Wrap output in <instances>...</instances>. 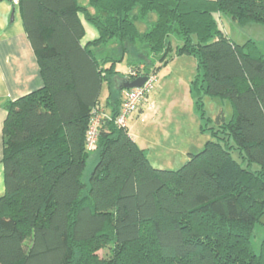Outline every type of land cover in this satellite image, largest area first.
<instances>
[{"label":"trees","instance_id":"16d2710c","mask_svg":"<svg viewBox=\"0 0 264 264\" xmlns=\"http://www.w3.org/2000/svg\"><path fill=\"white\" fill-rule=\"evenodd\" d=\"M18 8L42 84L4 104L0 264H264V234L258 251L252 245L264 215V52L217 20L264 25V0H20ZM82 17L98 34L85 44ZM113 39L135 48L127 68L143 64L144 74L193 56L202 118L201 94L230 101V119L218 114L213 139L178 168L152 165L117 125L124 72L91 48ZM104 85L105 104L115 106L100 119L86 179V129Z\"/></svg>","mask_w":264,"mask_h":264},{"label":"rangeland","instance_id":"374dc122","mask_svg":"<svg viewBox=\"0 0 264 264\" xmlns=\"http://www.w3.org/2000/svg\"><path fill=\"white\" fill-rule=\"evenodd\" d=\"M79 1L81 3H84V1L88 2V0ZM16 15H18L17 12ZM16 18L18 22L19 16ZM148 18L155 19V14L151 13ZM217 20L219 26L233 39L243 42L250 37L256 41L260 49L264 52V25L252 23L242 26L231 20L229 15L225 13L218 16ZM136 26L140 31L145 29V23L142 21H136ZM86 27L87 33L85 38H90L92 36L91 28L93 29V27L88 24ZM173 40L177 42L176 39L173 38ZM94 46L98 57L109 55L118 58L116 69L119 70L118 76L123 78V72L127 69V62L132 59L133 55H136L135 48L131 47L132 55L122 49V45L116 39ZM195 72L196 59L189 55L174 56L156 72L157 80L149 93V101L153 103L154 109L149 110V112L155 111L158 121L152 133L153 138L149 139L147 143L149 148L148 157L154 166L178 168L187 160L188 155H182L173 150L182 151L184 149L187 152L200 150L206 140L213 139L211 126H215L216 116L221 113L226 120L231 117L232 106L228 99L204 94H201V96L205 118L201 117V113L196 106L198 95L191 89V80ZM115 80H113L112 85L113 96L117 94ZM106 88V85H104L101 90V105L106 103ZM204 125H207V127L202 130L201 127ZM128 126L132 134H139L142 129L138 125L132 127V122H129ZM180 128L185 130V132L181 131ZM175 135L178 138H174ZM138 140L140 139L138 138ZM97 158L98 152L95 146L90 150V155L87 160L85 169L86 179ZM263 234L264 224H257L252 237V245L255 251H258ZM107 253V246L101 247L97 251V255L100 256L106 255Z\"/></svg>","mask_w":264,"mask_h":264},{"label":"crops","instance_id":"0c3cea01","mask_svg":"<svg viewBox=\"0 0 264 264\" xmlns=\"http://www.w3.org/2000/svg\"><path fill=\"white\" fill-rule=\"evenodd\" d=\"M86 2L87 1H84V3ZM16 12L18 15H16ZM17 16H19L18 22L16 21ZM82 24L84 27V36L81 39V43L85 44L96 38L98 34L95 28L86 22L83 17ZM87 24L93 27V29L91 28L92 38H85L87 33ZM94 47V45H91L93 50ZM107 56L109 55L97 57L103 58ZM41 84L42 79L36 55L28 39L27 32L25 31L21 11L19 10L18 5L13 6L9 0H0V195L4 191L3 166L1 162L3 146L2 126L6 116L4 104L7 100L15 99L36 88H39ZM106 97L107 88L105 99ZM102 106L104 107L105 112L110 114L112 107L115 105H111V107L110 105L102 104ZM144 113L146 118L142 121L141 116ZM157 121L156 112H149L145 110L144 106H141L136 112H134L128 121V123L132 122V127L135 125L142 127L139 134H132L128 126V133L140 147L146 149L147 153L149 151L147 143L149 142V139L153 138L152 133L157 125ZM181 131L185 132L183 129H181ZM138 138L140 140H138ZM174 138H178L177 135H175ZM173 151L179 152L182 155H188L189 153L184 149L182 151Z\"/></svg>","mask_w":264,"mask_h":264},{"label":"built area","instance_id":"2783aa9c","mask_svg":"<svg viewBox=\"0 0 264 264\" xmlns=\"http://www.w3.org/2000/svg\"><path fill=\"white\" fill-rule=\"evenodd\" d=\"M13 6L18 5L20 0H9ZM144 65L129 67L124 72V78L128 80L135 79L136 77L145 76V81L138 87H133L123 90L121 94V104L119 111L116 115V123L119 126L126 127L131 115L136 112L141 106L149 111L154 109L153 103L149 101V93L153 89L157 80L156 73L144 74L142 72ZM107 115L105 110L100 106L93 109L92 114L88 119V125L86 129V146L89 150L96 146L97 135L99 131L100 119L102 116ZM146 118L145 113L141 116V120Z\"/></svg>","mask_w":264,"mask_h":264},{"label":"water","instance_id":"95a60500","mask_svg":"<svg viewBox=\"0 0 264 264\" xmlns=\"http://www.w3.org/2000/svg\"><path fill=\"white\" fill-rule=\"evenodd\" d=\"M145 76H140V77H136L133 80H122L119 81V85L118 87L120 89H129V88H133V87H138L140 85H142V83L145 81ZM259 222L261 224H264V215L261 216V218L259 219Z\"/></svg>","mask_w":264,"mask_h":264},{"label":"clouds","instance_id":"9594fccd","mask_svg":"<svg viewBox=\"0 0 264 264\" xmlns=\"http://www.w3.org/2000/svg\"><path fill=\"white\" fill-rule=\"evenodd\" d=\"M126 80H128V79H126ZM133 80V79H132ZM123 90H125V89H123ZM123 92V91H122ZM146 110V109H145ZM128 126V125H127Z\"/></svg>","mask_w":264,"mask_h":264}]
</instances>
